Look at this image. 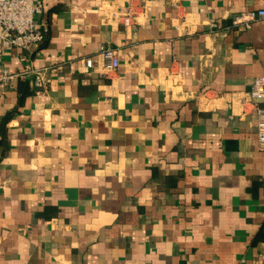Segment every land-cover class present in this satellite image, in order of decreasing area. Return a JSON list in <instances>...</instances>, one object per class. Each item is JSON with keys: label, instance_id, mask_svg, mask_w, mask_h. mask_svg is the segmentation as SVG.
Masks as SVG:
<instances>
[{"label": "crops", "instance_id": "1", "mask_svg": "<svg viewBox=\"0 0 264 264\" xmlns=\"http://www.w3.org/2000/svg\"><path fill=\"white\" fill-rule=\"evenodd\" d=\"M37 1L46 43L3 55L46 85H0V264H264V18L236 23L264 0Z\"/></svg>", "mask_w": 264, "mask_h": 264}, {"label": "built area", "instance_id": "2", "mask_svg": "<svg viewBox=\"0 0 264 264\" xmlns=\"http://www.w3.org/2000/svg\"><path fill=\"white\" fill-rule=\"evenodd\" d=\"M43 3L37 0H0V85L9 86L17 79L31 78L34 86L45 87V74L41 70L26 67L21 71H11L3 65V55L14 49L30 50L39 47L46 37V30L37 23V16L43 12ZM264 18V9L253 10L236 18V23H245L256 18ZM123 24L135 27L136 14L128 7L122 13ZM100 64L106 72H115L120 68L117 49L102 44L97 50ZM92 57L85 59L86 68H92ZM264 99V76L256 77L248 100L253 104L257 117V136L264 149V106L259 101Z\"/></svg>", "mask_w": 264, "mask_h": 264}, {"label": "trees", "instance_id": "3", "mask_svg": "<svg viewBox=\"0 0 264 264\" xmlns=\"http://www.w3.org/2000/svg\"><path fill=\"white\" fill-rule=\"evenodd\" d=\"M47 34H48V31L46 30V37L42 41L40 46H43L46 43ZM40 89H42V87L34 86L31 78L20 79L19 84H18L19 102H22L26 98V96L33 94L37 92V90H40ZM12 114L13 112H10L0 122L1 130L3 131V133L6 132L5 126H6V123L12 118ZM259 242H264V221L253 239L254 244H257Z\"/></svg>", "mask_w": 264, "mask_h": 264}]
</instances>
